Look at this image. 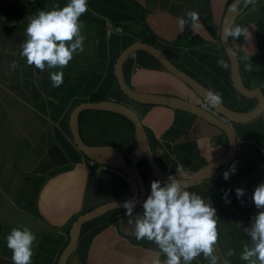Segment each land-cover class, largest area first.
Listing matches in <instances>:
<instances>
[{
    "label": "crops",
    "instance_id": "obj_1",
    "mask_svg": "<svg viewBox=\"0 0 264 264\" xmlns=\"http://www.w3.org/2000/svg\"><path fill=\"white\" fill-rule=\"evenodd\" d=\"M231 1L87 0V10L78 18L85 36L83 51L73 54L62 69L63 82L53 87L49 72L57 69L41 71L28 65L19 54L20 45L26 38L29 17L37 9L62 7L68 0H0V264H12V251L5 246L4 236L13 226L24 224L35 233L31 264H57L78 215L105 202L137 197V185L130 178L107 165L89 166V159L72 140L70 112L94 95L127 103L138 112L158 163L174 178L196 172L225 154L228 138L222 129L167 106L146 108L128 103L113 69L124 48L134 41L146 42L161 49L176 66L181 64L193 72L203 85L219 93L227 107L250 110L258 101L233 88L220 42L223 15ZM237 9L231 27L240 25L244 32L230 40L244 84L259 91L264 101V0H242ZM189 10L197 11L198 19H187L181 30L177 17ZM185 29L197 35L201 44L179 43L178 36ZM220 59L227 68L217 63ZM13 60L17 62L14 69L9 67ZM122 70L125 81L138 91L193 95L143 50L130 55ZM232 130L237 147L231 161L216 167L200 183L187 186L216 208L217 264H222L229 248L234 249L227 257L230 264H246L240 252L242 245L251 243L246 227L258 211L251 196L254 187L264 181V107L255 118L232 123ZM79 132L87 144L114 146L134 163L148 195L155 178L149 168L139 166L142 157L136 156L137 143L122 118L108 111L88 110L79 121ZM230 165L235 171L225 180L223 172ZM236 187L244 189L239 199ZM225 190H229V203L222 198ZM124 211L111 210L84 223L79 241L83 236L90 239L95 232L87 239L86 256L80 259L76 249L67 264L163 260L164 254L154 242L136 240L134 225L127 222ZM137 213H142L141 206L133 208V215ZM191 264L208 261L201 253Z\"/></svg>",
    "mask_w": 264,
    "mask_h": 264
},
{
    "label": "clouds",
    "instance_id": "obj_2",
    "mask_svg": "<svg viewBox=\"0 0 264 264\" xmlns=\"http://www.w3.org/2000/svg\"><path fill=\"white\" fill-rule=\"evenodd\" d=\"M87 0H68L62 7L37 9L29 17L25 27L26 38L20 45V56L25 63L43 71L46 67L56 68L49 72L53 87L63 82V67L72 59L73 54L83 51L85 36L81 33L82 22L78 19L87 10ZM198 12L189 10L183 16L177 17L180 29H183L187 19L195 22ZM240 25L225 28L224 37H237L243 33ZM222 67L228 64L220 59ZM10 68L17 67L15 60L10 62ZM206 98L212 105L217 104L221 97L219 93L207 90ZM234 165L223 172V178L228 179L234 172ZM228 191L223 199L229 203ZM237 199L244 194V189H234ZM251 199L258 211L250 217L248 236L250 244L242 245L240 259L246 264H264V181L257 184ZM135 200L123 201L124 215L128 223L134 225L133 234L136 240L147 239L155 243L164 259L155 258L152 264H191L201 253L207 258L208 264H217L219 257L214 254L217 241L216 208L208 198L195 191H189L186 184L169 175L164 182L160 179L150 181V191L142 201V213L133 215ZM35 233L24 224L13 226L5 234V246L12 251V264H31ZM234 254L229 248L222 264H230L227 257Z\"/></svg>",
    "mask_w": 264,
    "mask_h": 264
},
{
    "label": "water",
    "instance_id": "obj_3",
    "mask_svg": "<svg viewBox=\"0 0 264 264\" xmlns=\"http://www.w3.org/2000/svg\"><path fill=\"white\" fill-rule=\"evenodd\" d=\"M241 1L242 0H232L229 3L221 23L220 42L229 61L230 80L233 88L239 94L245 97H255L258 101L253 108L246 112L231 109L221 100L215 105L210 104L206 98V92L209 89L199 80L173 64L161 49L152 44L142 41H134L121 51L114 64L113 73L118 87L129 99L139 103L163 105L172 109L187 111L208 123L219 127L227 135L228 148L224 155L209 162L196 172L189 173L181 178H176L181 181V183L186 184V186L200 183L203 179L209 176L216 167L225 166L231 161L237 147L236 137L232 130V123H243L251 120L259 115L264 107V101L259 91L249 89L244 84L237 54L231 43L230 36L224 37V30L225 28L231 27L238 14L237 6ZM137 50H143L152 55L165 70L188 85L197 99L193 98V95L178 97L160 93L142 92L129 85L123 77L122 66L124 61ZM84 110L108 111L127 117L133 124V136L138 147L137 154L140 157L145 158L152 176L155 179H160L164 182L170 174L163 170L158 163L138 112L127 103L117 100L100 99L95 101H82L75 105L70 112L69 129L72 140L81 153L95 163L107 165L121 171L135 182L138 188V195L134 198L135 204L133 208L141 206L142 201L146 196V186L141 171L134 163L129 162L114 146L89 145L82 139L79 132V115ZM123 201L124 200L105 202L78 215L70 226L68 241L59 254L57 264H67L68 258L76 251L81 228L84 223L111 210L123 208Z\"/></svg>",
    "mask_w": 264,
    "mask_h": 264
},
{
    "label": "trees",
    "instance_id": "obj_4",
    "mask_svg": "<svg viewBox=\"0 0 264 264\" xmlns=\"http://www.w3.org/2000/svg\"><path fill=\"white\" fill-rule=\"evenodd\" d=\"M178 42L179 43H186V44H188V45H191V46H195V45H199V44H201V42H202V40L197 36V35H193V34H191V32H190V30H188V29H185L183 32H181L180 33V35L178 36ZM225 58H226V61H228V58H227V56H225ZM177 66H179L180 68H182L184 71H186L188 74H190L191 76H193L194 78H196L197 80H199V78L193 73V72H191L190 70H188V69H186V68H184L183 67V65H181V64H177ZM179 82H181L186 88H187V91H189L191 94H193V92H192V90H191V88L188 86V85H186L184 82H182L181 80H179L178 78H176ZM201 83H203L201 80H199ZM207 87V86H206ZM209 89V88H208ZM121 91V90H120ZM122 92V91H121ZM124 97L126 98V100H127V102L128 103H132L133 105H135L136 107H146V108H148V107H150V106H152L153 104H144V103H139V102H137V101H134V100H132V99H129L126 95H124ZM181 97H184L183 95H181ZM241 97H243V96H241ZM90 100L91 101H95V100H100V97L99 96H97V95H94V96H92L91 98H90ZM86 111H88V110H84V111H82L81 113H80V115H79V121H80V119H81V117H82V115L86 112ZM178 111H183V110H178ZM184 112H187V111H184ZM187 113H189V112H187ZM113 114H116L117 116H119L120 118H122L126 123H127V125H128V127H129V131H130V133L131 134H133V124H132V122L127 118V117H125V116H123V115H120V114H117V113H113ZM189 114H191V113H189ZM193 115V114H192ZM146 132H148V131H146ZM149 134V133H148ZM149 138V141H150V137H148ZM86 158H88V157H86ZM89 159V158H88ZM98 165H100V164H95L94 166H98ZM94 166H91V167H94ZM139 166H141V167H143V168H147L148 169V165H147V162H146V160H145V158L144 157H142V160L139 162ZM133 181V180H132ZM134 182V181H133ZM145 182V181H144ZM135 183V182H134ZM116 211H124V209H116V210H113V213H115ZM109 213V212H108ZM112 213V212H111ZM87 225V224H86ZM86 225H84L83 226V228H82V232H81V235H82V233H84V229L86 228L85 226ZM95 233V232H94ZM94 233H92L91 235H90V239H91V237L93 236V234ZM87 239H89V236L87 237V238H84V236H83V238H81L80 239V241H79V245H78V248H77V251H76V253H75V255L76 256H79V258L80 259H84L85 258V256H86V249H87ZM90 239H89V241H90Z\"/></svg>",
    "mask_w": 264,
    "mask_h": 264
},
{
    "label": "built area",
    "instance_id": "obj_5",
    "mask_svg": "<svg viewBox=\"0 0 264 264\" xmlns=\"http://www.w3.org/2000/svg\"><path fill=\"white\" fill-rule=\"evenodd\" d=\"M195 99H197V97H195ZM136 156H139V155L137 154ZM88 164H89V166H94L95 165V162L93 160L89 159L88 160Z\"/></svg>",
    "mask_w": 264,
    "mask_h": 264
}]
</instances>
